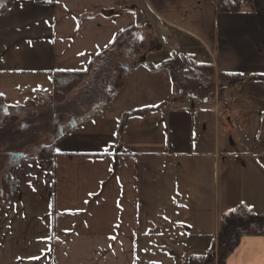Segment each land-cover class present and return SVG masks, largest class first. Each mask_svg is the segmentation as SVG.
<instances>
[{
  "label": "crops",
  "instance_id": "0c3cea01",
  "mask_svg": "<svg viewBox=\"0 0 264 264\" xmlns=\"http://www.w3.org/2000/svg\"><path fill=\"white\" fill-rule=\"evenodd\" d=\"M176 1L186 3L182 23L211 40L208 58L173 38L199 39L171 19ZM239 1L243 11L216 15L206 0H10L0 15L5 103L49 98L54 73L85 72L123 40L139 50L97 112L68 120L49 159L13 166L0 264H183L211 249L225 213L264 215V102L252 106L238 87L221 115L210 101L187 107L167 64L182 57L241 84L264 81V0ZM142 110L120 129L122 114ZM224 264H264V236L241 237Z\"/></svg>",
  "mask_w": 264,
  "mask_h": 264
},
{
  "label": "rangeland",
  "instance_id": "374dc122",
  "mask_svg": "<svg viewBox=\"0 0 264 264\" xmlns=\"http://www.w3.org/2000/svg\"><path fill=\"white\" fill-rule=\"evenodd\" d=\"M5 1L6 0H0V6ZM209 1L214 3L213 0ZM183 4L186 3L176 1L172 4L170 9L172 12L169 13L172 16L171 19L183 24V26H185L184 28L190 29L199 39L175 35H173V38L178 43H191L193 47H196L201 57L208 58L210 54L208 55L203 47L207 45V47L211 49L212 42L211 40L208 41L206 37L200 34L196 29L190 28L188 19L185 20V23H182L184 22V13L186 11ZM192 4L193 7L197 5V3ZM198 4L200 5V10H207L204 3L201 2ZM242 4L243 3H240L238 12L243 11ZM187 5L191 7V3ZM211 13L210 18L212 17ZM201 14L203 15L204 13ZM211 22L212 20L210 19V23ZM169 29L171 31L173 30L172 28ZM137 42L135 38L126 39L117 44L112 50L103 53L98 60L91 65V68L82 81L71 90L72 92L69 91L71 92L70 97L63 108L58 109L56 105L64 98L61 101L53 102L50 100L51 94H49L50 99L47 95L42 94L40 97L32 96L25 98L23 103H19V99L15 98L13 101L7 103L0 99V190L3 187L5 177L11 176L12 174V167L14 165L11 157L13 155L36 158L42 148L47 147L66 129L70 118L72 119V117H74L71 122L69 121V125L72 122H79L82 117L88 118V116L101 108L109 95H113L117 91L125 75L126 68L132 67L138 60V56L136 55L137 50H139V44ZM189 63L190 62L184 60V62L180 64L171 65L170 69L173 70V68H177L178 70L174 72L175 74L182 73L184 75L193 76L194 80L192 83H189V89H187L188 93H191L190 95L197 94L201 99L209 98L211 97L210 93L213 88L212 86H216L219 90L226 91L229 98V105H232L237 100L235 91H237L239 87L243 92V96H249L248 101H250L252 106L258 104V102L260 105L263 104L264 96L260 93V89H264V87H262L264 86V81L243 80V84H241L242 81L234 84L235 89H233L232 86L224 88L219 77L220 73H218V71L214 72L212 66V73L208 74L197 70ZM198 88H200L199 92H197ZM184 96L187 95H183V98ZM50 102L53 105L52 107ZM81 107H86V110L83 111L81 109L82 111L80 114L79 108ZM70 113L73 114L72 117L69 115ZM229 118L233 120V115H229Z\"/></svg>",
  "mask_w": 264,
  "mask_h": 264
},
{
  "label": "trees",
  "instance_id": "16d2710c",
  "mask_svg": "<svg viewBox=\"0 0 264 264\" xmlns=\"http://www.w3.org/2000/svg\"><path fill=\"white\" fill-rule=\"evenodd\" d=\"M149 1L156 6L159 5V3H161L163 0ZM213 1L214 3L207 0V3L211 8L214 9L216 14H230L239 11V0ZM9 3L10 0H6V2L0 6V15L6 13ZM182 62H184V59L180 57L173 61H167V64H180ZM189 64L195 67L197 70L206 72L208 74L212 73L211 65H194L192 62ZM88 71L89 70L85 72L74 73H54L52 76L51 100L53 102L61 101L69 91L75 88L82 81ZM219 77L224 88L233 86L240 78L238 75L224 73H220ZM174 79L177 89L180 90L182 94L189 95L187 89H189V83H192L194 80L193 76L184 75L182 73L174 74ZM145 112H148V110L122 114L119 120L120 129L130 118ZM51 153L52 146H47L39 151L36 158L27 159L26 157H23V159L39 161L47 160L51 156ZM0 191V200L15 201L17 199V182L13 177V174H11V176L5 177L3 187ZM243 236H264V215H256L251 210L241 205L234 209V211L231 210L222 216L219 226V233L211 249L204 255L189 257L183 264H224L226 258L237 247L240 238Z\"/></svg>",
  "mask_w": 264,
  "mask_h": 264
},
{
  "label": "built area",
  "instance_id": "2783aa9c",
  "mask_svg": "<svg viewBox=\"0 0 264 264\" xmlns=\"http://www.w3.org/2000/svg\"><path fill=\"white\" fill-rule=\"evenodd\" d=\"M39 2H47L49 0H37ZM178 69L173 68L172 72H176ZM212 91L210 93L209 98L201 99L197 96V94L187 95L183 98V105L187 107H197L203 102L210 101L213 105V109L216 114L221 115L230 105H229V98L226 94V91L219 90L218 87L212 86ZM200 88L197 89V92H199Z\"/></svg>",
  "mask_w": 264,
  "mask_h": 264
},
{
  "label": "water",
  "instance_id": "95a60500",
  "mask_svg": "<svg viewBox=\"0 0 264 264\" xmlns=\"http://www.w3.org/2000/svg\"><path fill=\"white\" fill-rule=\"evenodd\" d=\"M126 71H129V68L127 67L126 68ZM72 120V119H71ZM71 122V121H70ZM71 125L72 126H74L75 125V123H71ZM23 158V156L22 155H13L12 157H11V160L13 161V165H16L18 162H19V160H21Z\"/></svg>",
  "mask_w": 264,
  "mask_h": 264
},
{
  "label": "snow or ice",
  "instance_id": "6c2138e0",
  "mask_svg": "<svg viewBox=\"0 0 264 264\" xmlns=\"http://www.w3.org/2000/svg\"><path fill=\"white\" fill-rule=\"evenodd\" d=\"M234 211V210H233Z\"/></svg>",
  "mask_w": 264,
  "mask_h": 264
}]
</instances>
